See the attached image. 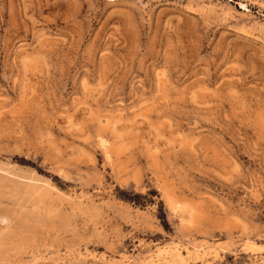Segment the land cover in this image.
<instances>
[{
	"label": "rangeland",
	"instance_id": "rangeland-1",
	"mask_svg": "<svg viewBox=\"0 0 264 264\" xmlns=\"http://www.w3.org/2000/svg\"><path fill=\"white\" fill-rule=\"evenodd\" d=\"M0 264H264V0H0Z\"/></svg>",
	"mask_w": 264,
	"mask_h": 264
}]
</instances>
